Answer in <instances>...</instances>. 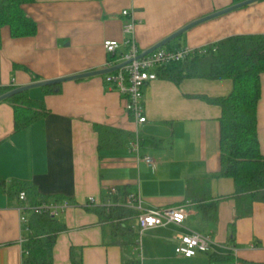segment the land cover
<instances>
[{"label": "crops", "instance_id": "crops-1", "mask_svg": "<svg viewBox=\"0 0 264 264\" xmlns=\"http://www.w3.org/2000/svg\"><path fill=\"white\" fill-rule=\"evenodd\" d=\"M231 4L232 0H35L23 7L37 25L35 36L13 39L8 27L0 31V88L100 71L110 61H120L127 53L124 24L131 20L122 16L124 10L133 13L136 44L144 52ZM243 35H264V0L200 24L163 49L196 51ZM106 41L121 46L108 54ZM260 83L258 136L264 157V74ZM232 89L231 80L188 79L177 85L158 78L144 88L147 121L138 124L126 112L119 92L106 88L104 76L64 82L53 94L30 90L32 99L44 102L47 114L19 133L12 107L1 102L0 181L5 186L0 187V264H23L28 222L22 223V215L29 221L30 208L39 205L36 199L40 204L69 203L58 217L66 231L57 238L54 264H140L134 239L122 244L111 224L87 208L90 199L94 209L123 206L126 193L139 194L144 209H188L182 227L144 232L143 264H264V192L250 217L235 220L234 182L217 177L222 110L200 98L227 97ZM96 127L132 137L124 147L101 150ZM144 157H151L155 166L146 164ZM19 183L35 189V197L28 192L27 202L19 201ZM189 185L198 196L218 203L216 221L203 220L198 197L188 199ZM112 188L117 189V203L108 196ZM132 226L138 232V219ZM191 231L211 236L214 245L207 254L180 258L175 237Z\"/></svg>", "mask_w": 264, "mask_h": 264}, {"label": "trees", "instance_id": "trees-1", "mask_svg": "<svg viewBox=\"0 0 264 264\" xmlns=\"http://www.w3.org/2000/svg\"><path fill=\"white\" fill-rule=\"evenodd\" d=\"M35 0H2L0 2V31L8 27L13 39L33 37L37 25L24 12V5ZM247 0H232L236 5ZM1 40V36H0ZM159 78H165L177 85L188 79L231 80L230 95L220 98L201 96L203 101L219 106L221 172L219 178L231 179L235 185L233 198L236 202L235 220L250 217L255 202L264 192V157L258 136V106L261 100V75L264 74V35H243L230 37L206 48L196 50L187 59L162 67ZM34 81H38L34 77ZM14 88H0V96ZM59 86L45 87V95L53 94ZM14 112V130L26 131L46 114L43 101L30 97V91L22 92L5 101ZM99 149H118L128 143L131 134L119 130L96 127ZM191 185V183H190ZM188 186V199L198 197L199 212L206 222L218 219V203L206 196H198L197 189ZM5 183L0 181V187ZM17 194L28 192L35 197V189L26 183L17 184ZM121 193V190H119ZM108 194L117 203L119 196ZM118 195V193H117ZM129 193H126L127 197ZM114 196V197H113ZM29 197V196H28ZM28 199V198H27ZM59 202V201H58ZM35 204H40L36 199ZM90 205V204H89ZM87 208L97 213L102 222L111 224L114 234L122 244L134 245L138 233L132 223L140 212L122 205L108 208ZM30 233L24 243L23 264H54V248L60 233L66 231L62 220L48 215L32 213L27 224ZM234 226V225H233ZM232 226V227H233ZM74 264H77L74 262Z\"/></svg>", "mask_w": 264, "mask_h": 264}, {"label": "built area", "instance_id": "built-area-1", "mask_svg": "<svg viewBox=\"0 0 264 264\" xmlns=\"http://www.w3.org/2000/svg\"><path fill=\"white\" fill-rule=\"evenodd\" d=\"M133 13L129 10H124L122 16L130 18L129 22L124 24L123 33L126 35V40L123 43L127 48V53L120 61H110L108 67L110 69L129 62L128 65L118 69L117 71L104 75V83L106 88L111 91H117L125 100L126 112L138 123L144 124L147 121L145 115L144 104V88L156 81L158 77L157 71L162 67H167L173 63L181 62L190 56L194 51L187 48L178 50H156L141 59L138 57L143 53L139 50L136 40V23ZM121 44L117 41H106L104 43L105 51L108 54H115ZM104 69V70H105ZM138 150V142L134 145ZM151 167L155 166V161L151 157L142 159ZM112 195H117V189L112 188ZM19 201L27 202V194L21 192L18 195ZM94 205L93 199L89 200L88 205ZM123 206L135 209L140 212L138 217V238L134 244V253L138 257L140 264H143V234L144 232L167 225H175L182 227L188 218V209L186 206L160 208L154 210L144 209L143 201L139 194H129L124 199ZM69 208L68 202L41 203L30 208L31 212L38 215H48L58 218ZM21 212H25L22 208ZM27 219L22 215V223L27 224ZM26 233H30L29 228ZM177 246L175 249L176 255L180 258L191 259L198 254H207L212 249L214 242L209 235L191 231L187 234H179L175 237ZM27 238L22 239L24 244Z\"/></svg>", "mask_w": 264, "mask_h": 264}, {"label": "water", "instance_id": "water-1", "mask_svg": "<svg viewBox=\"0 0 264 264\" xmlns=\"http://www.w3.org/2000/svg\"><path fill=\"white\" fill-rule=\"evenodd\" d=\"M262 0H247L245 2L233 5L229 8H226L222 11H219L217 13H214L212 15L203 17L189 25H187L186 27H184L183 29H181L180 31H178L177 33L173 34L172 36L168 37L167 39H165L164 41H162L161 43L155 45L154 47L148 49L147 51H144L139 57L138 59L143 58L144 56L159 50V49H163L166 45H168L169 43H171L172 41L180 38L183 34H185L187 31L191 30L192 28L203 24L205 22H208L212 19L218 18L220 16L226 15L228 13H231L233 11L239 10L241 8L247 7L251 4H254L256 2H259ZM129 62L123 63L121 65H118L116 67L110 68V69H105V70H100V71H93V72H89V73H83V74H79V75H75L72 77H67V78H63V79H57V80H50V81H42V82H37V83H33L31 85L25 86V87H19V88H15L11 91H9L8 93L0 96V103L15 96L18 95L22 92L25 91H30L32 89H37V88H45V87H52V86H59L60 84L64 83V82H69V81H77V80H82L85 78H90V77H94V76H104L106 74H110L113 73L115 71H117L118 69L128 65Z\"/></svg>", "mask_w": 264, "mask_h": 264}]
</instances>
